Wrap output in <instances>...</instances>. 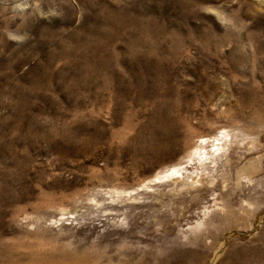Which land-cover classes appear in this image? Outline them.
<instances>
[{
	"label": "rangeland",
	"instance_id": "374dc122",
	"mask_svg": "<svg viewBox=\"0 0 264 264\" xmlns=\"http://www.w3.org/2000/svg\"><path fill=\"white\" fill-rule=\"evenodd\" d=\"M0 264H264V0H0Z\"/></svg>",
	"mask_w": 264,
	"mask_h": 264
},
{
	"label": "bare ground",
	"instance_id": "6f19581e",
	"mask_svg": "<svg viewBox=\"0 0 264 264\" xmlns=\"http://www.w3.org/2000/svg\"><path fill=\"white\" fill-rule=\"evenodd\" d=\"M203 142H206V141H203ZM204 149V147H200L198 149H196V151L194 153H192L193 157H191V160H193L194 158L197 160L201 159L203 157V155L206 156L205 153H202V150ZM257 169H253V173L256 172ZM174 175V174H177V175H180V176H183L184 174V168L181 167L180 165L176 166V167H173L170 171H166L163 175V177H160L158 176V179H162V178H166V177H169L170 175Z\"/></svg>",
	"mask_w": 264,
	"mask_h": 264
}]
</instances>
